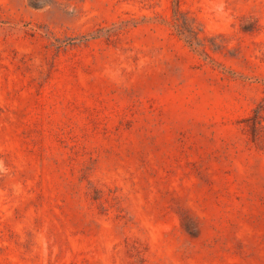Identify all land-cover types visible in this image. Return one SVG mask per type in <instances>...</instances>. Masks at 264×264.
I'll list each match as a JSON object with an SVG mask.
<instances>
[{
	"label": "rangeland",
	"instance_id": "1",
	"mask_svg": "<svg viewBox=\"0 0 264 264\" xmlns=\"http://www.w3.org/2000/svg\"><path fill=\"white\" fill-rule=\"evenodd\" d=\"M0 264H264V0H0Z\"/></svg>",
	"mask_w": 264,
	"mask_h": 264
}]
</instances>
